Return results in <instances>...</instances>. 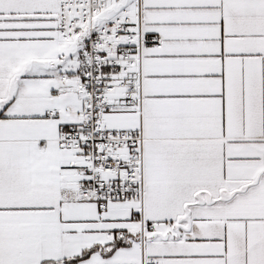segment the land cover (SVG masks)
<instances>
[{"label":"snow or ice","instance_id":"obj_1","mask_svg":"<svg viewBox=\"0 0 264 264\" xmlns=\"http://www.w3.org/2000/svg\"><path fill=\"white\" fill-rule=\"evenodd\" d=\"M0 264H264V0H0Z\"/></svg>","mask_w":264,"mask_h":264}]
</instances>
